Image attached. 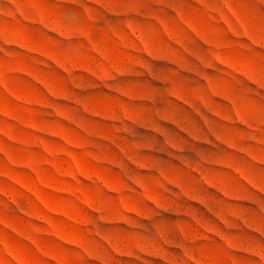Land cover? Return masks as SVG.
<instances>
[{
    "label": "rangeland",
    "instance_id": "obj_1",
    "mask_svg": "<svg viewBox=\"0 0 264 264\" xmlns=\"http://www.w3.org/2000/svg\"><path fill=\"white\" fill-rule=\"evenodd\" d=\"M0 264H264V0H0Z\"/></svg>",
    "mask_w": 264,
    "mask_h": 264
}]
</instances>
